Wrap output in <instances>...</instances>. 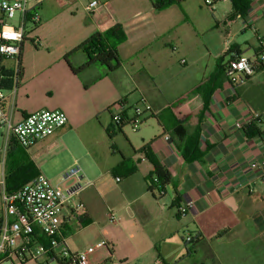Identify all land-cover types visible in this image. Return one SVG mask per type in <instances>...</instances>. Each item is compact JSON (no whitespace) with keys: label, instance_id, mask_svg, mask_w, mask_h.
I'll return each mask as SVG.
<instances>
[{"label":"crops","instance_id":"1","mask_svg":"<svg viewBox=\"0 0 264 264\" xmlns=\"http://www.w3.org/2000/svg\"><path fill=\"white\" fill-rule=\"evenodd\" d=\"M222 1L225 0L216 2ZM227 1L220 7L214 4L210 10L203 0L175 1L159 9L152 0H99L100 5L93 13L84 10L85 0L78 4L84 24L80 28L68 26L69 42L56 58L61 73L55 76V87L59 89L61 84L64 87L39 107L64 110L67 122L50 136L25 148L26 156L21 157L13 155L20 144L0 129V168L4 176L30 159L37 174H44L53 183L60 181L61 173L72 163L80 167L83 183L90 181L78 196L83 208L72 210L66 206L62 210L56 237L63 239L70 251L81 250L66 239L67 231L77 224L93 226L97 231L90 245L106 242L105 248H96L91 256L102 264H249L251 256L253 264H264V128L256 121L259 134L234 127L235 120L251 123L252 111L264 110V62L251 76L235 84L224 76L214 77L216 82L204 108L202 96L190 91L201 79L219 71L220 58L222 64L238 54L254 60L256 52L264 48V0H252L243 17ZM42 4L39 0V14ZM68 11L70 17L78 13L73 8ZM41 20L42 12L32 32L35 38L31 34L32 39L24 41L20 52L22 81L26 78L24 48L27 42L41 44ZM185 24L192 28L188 33ZM113 25H119L125 36L118 44L120 66L108 71L104 66L92 64L73 72L64 54L93 32ZM68 60L76 67L85 63L86 55L76 50ZM188 61L195 68L194 73L181 83L179 91L158 90L159 96L151 92L149 80L154 84L155 79L171 77L179 68L177 62L185 65L180 69L186 70ZM85 83L89 85L84 86ZM133 92H138L140 97L131 101ZM10 95L6 94L4 110L13 121L39 110L31 108L19 95L12 103L10 97L14 94ZM183 95L181 107L188 114L186 136L191 137L196 127L199 129V156L191 160L182 156L178 147L181 142L177 143L156 117L169 102ZM141 98L150 105L152 113L143 115L140 126L127 134L128 150L120 152L117 147L115 153L119 156L111 164L104 165L103 152L97 157L98 151L91 145L78 150L63 143L62 138L81 123L87 124L89 130L93 128L108 136L110 129L114 134L118 126L112 115L123 111L130 116L131 104ZM124 126L118 131L122 132ZM147 143L171 176L161 195L147 189L146 177L153 166L138 151ZM83 151L86 158L81 155ZM125 158L128 162L113 172ZM132 166L134 170L129 172ZM108 178L114 183L111 185L114 190L106 183ZM246 180L251 181L248 186L234 189L238 182ZM188 200L193 204L181 219L173 203L181 206ZM109 213L114 215L113 221L109 220ZM179 230L183 232L181 236ZM186 233L193 237L199 234L188 251L184 245ZM233 247L239 256L232 254ZM57 255L53 251L36 260L23 261L15 257L14 264L31 261L60 264Z\"/></svg>","mask_w":264,"mask_h":264},{"label":"built area","instance_id":"2","mask_svg":"<svg viewBox=\"0 0 264 264\" xmlns=\"http://www.w3.org/2000/svg\"><path fill=\"white\" fill-rule=\"evenodd\" d=\"M216 1L203 0L210 10L213 9ZM38 2L39 0H0V129H4L8 136L13 135L24 148L50 136L68 120L66 112L59 108L29 112L17 122L13 121L11 114L4 110L6 94L15 93L18 80L16 76H12L11 86L5 87L2 80L6 78V75L2 71L11 68L6 63L10 60H16L17 70V58L23 43L31 38L40 20ZM99 5V0H85L83 7L85 11L93 13ZM255 55L258 62L263 64L264 48L257 51ZM254 71L253 60L247 55L238 54L226 61L225 77L231 84L243 81ZM130 108L133 112L130 116L124 115L122 111L114 113L112 120L117 126L128 124L132 130H136L143 120V115L152 113V109L144 98ZM251 121L258 122L264 128V110L252 111ZM248 123L250 122L235 120L234 127L243 129ZM82 178L80 167L74 165L61 173L58 183L51 182L44 174L39 173L18 188L7 191L4 185V175L0 171V203L2 206L0 264H14L15 257L19 261L36 260L44 254L50 255L53 251L71 264H102V262L93 261L91 256L96 248L106 247L105 241H98L84 250L73 252L68 249L63 239L56 237L62 223L63 208L66 206H70L72 210L83 208V202L78 199V196L83 187L90 184V181L83 183ZM250 183V180H246L238 182L233 187L236 190ZM162 193L163 191L158 195ZM192 204L193 201L188 200L184 205L178 206L177 214L184 217ZM108 217L110 221L114 220L112 213H109ZM41 236L48 240L46 244L41 241ZM184 239L190 242L193 236L186 233Z\"/></svg>","mask_w":264,"mask_h":264},{"label":"rangeland","instance_id":"3","mask_svg":"<svg viewBox=\"0 0 264 264\" xmlns=\"http://www.w3.org/2000/svg\"><path fill=\"white\" fill-rule=\"evenodd\" d=\"M83 0H42V20L41 24H43V31L42 33L39 32L41 36V44H37L36 42H27L24 48V55H23V65L26 70V78L24 81L21 80V76L18 79L17 89L14 95H10L11 102L14 103L16 101V97L19 95L26 103L30 105L31 108L41 107L43 101L49 99L50 96L55 95L58 91L62 90L64 84H61L59 89H56L55 84L57 82V74L61 73V70L56 67L58 54L63 46L67 45L69 42L67 31L66 29L70 24H73L75 28H80L83 26L84 21L82 17L79 15V3ZM219 2V1H218ZM218 2H215L217 4ZM227 0L218 3L216 7L223 6L226 4ZM205 9L208 8L205 5H202ZM69 8H73L76 10V15L73 17L69 16ZM79 8V9H78ZM40 12V14H41ZM188 24L184 25L186 28L187 33L192 29L187 27ZM35 34H32V38L34 39ZM30 38V39H32ZM33 45H37L36 48ZM61 59L63 60L62 56ZM6 63L13 69V72H16V60L6 61ZM176 71H173L171 77L168 78H158L155 79V83H152V80H149L151 92L154 95L159 96L158 90H161L165 93H175L179 91L181 88V83L189 78L194 73V67L191 66V63L188 61L187 65L188 68L186 70H182L180 68L184 67L185 65L180 64L177 62ZM101 66V65H100ZM64 67V66H63ZM67 68V65L65 64ZM64 67V68H65ZM190 68V69H189ZM88 77V75L86 76ZM14 82V78H13ZM89 85V83H88ZM20 87V91H19ZM140 95L137 92H133L131 101L139 98ZM134 104H136L134 102ZM134 104H131L133 106ZM129 115L133 114L132 108H129ZM149 120V119H148ZM110 121V118H108ZM150 124H152V120H149ZM5 132V131H4ZM134 132L127 124L122 128V132L116 130L112 137H108L106 134L100 132H96L92 129L89 130L88 125L85 123H81L78 127L73 128V130L67 133L63 138L62 141L65 143L67 147L71 149L77 148L81 150L82 148L86 147V145L93 146L95 151H98L95 155L99 157L101 152H103L104 156V165L111 164L115 158L119 155L115 152L117 147L119 151H127L129 148V142L127 134H131ZM125 153V152H124ZM13 155L18 157L26 156L25 155V148L22 146H17L14 150ZM83 157L86 158L84 151L81 153ZM28 156V155H27ZM78 165L77 163H72L67 168ZM66 168V169H67ZM1 171V168H0ZM109 174V178H112V175ZM108 178V185L112 188V184L114 183ZM83 182V181H82ZM112 190H114L112 188ZM184 217H181L183 219ZM183 232L179 230L178 236H181ZM67 238L70 242L73 243L76 249L84 250L87 246L93 241L97 236V231L93 228V226H82V225H73L69 231L66 233ZM185 237V235H184ZM176 238V237H175ZM175 244V242H173ZM176 246V244H175ZM235 247L231 248L232 254H237L239 256V252L236 250L234 252ZM79 250H74L73 252H77ZM247 257V256H246ZM255 257V256H254ZM250 260L249 264H253L254 258L249 257ZM34 264V261L29 262L28 264ZM51 264H57L56 262H52Z\"/></svg>","mask_w":264,"mask_h":264},{"label":"trees","instance_id":"4","mask_svg":"<svg viewBox=\"0 0 264 264\" xmlns=\"http://www.w3.org/2000/svg\"><path fill=\"white\" fill-rule=\"evenodd\" d=\"M233 11L243 17L248 9L249 3L252 0H230ZM175 2L174 0H152L153 6L157 9L165 7L171 3ZM125 36L120 29L119 25H113L104 30H97L93 32L90 36L81 41L76 47L71 49L70 51L64 54V59L70 66L71 70L75 73L83 70L87 66L92 64H98L104 66L108 71H113L120 66V58L118 54V44L124 41ZM76 50H81L86 55V61L84 64L79 66H73L68 60V56L71 55ZM20 56V55H19ZM18 56V58H19ZM18 67L16 72L9 70H3L2 72L6 75V78L3 79V85L5 87H10L12 84V76H16L17 80L20 78L21 74V65L20 58L18 59ZM231 58V57H230ZM225 65L222 64V58L218 60L219 71H217L214 75H211L209 78H203L200 82L195 85L192 90L193 92L199 93L203 98V108L206 107L207 98L210 93L213 91V87L215 82H213L214 77L224 76L225 77ZM253 65L255 70L262 67V63H259L257 59L253 60ZM249 77V76H248ZM246 77V78H248ZM88 83H85L84 86H87ZM185 96H180L175 100L169 102L162 110L159 112L156 117L159 123L163 126V128L168 129L171 136L179 143L178 147L181 151L182 156L191 160L193 158H197L199 155L198 151V136L199 129L196 127L193 134L190 136H186V127L185 121L188 119V114H185L183 111L181 104L184 101ZM122 125L118 126V130H121ZM245 132L249 133L251 129L252 134L260 133V128L256 124L255 121H251V123L245 125L243 128ZM107 134L111 138L113 132L110 129H107ZM13 141H16L13 135H10ZM183 143V144H182ZM139 152H143L145 156L152 163L153 169L152 172L146 177L147 189L152 194L156 193L160 194L166 185L171 182V176L169 171L161 164L150 151L149 143L143 145L139 150ZM128 160L123 159L114 169L113 172L118 169V167L124 166ZM134 170V166H132L128 171L131 172ZM37 175V169L35 165L31 162L30 159H26L21 163V165L16 166L9 170V172L4 176V185L7 191L14 190L27 182L29 179L33 178ZM156 178V179H154ZM173 206L178 208L177 202L173 203ZM177 212V210H176ZM199 238V234H196L192 241L184 240V245L187 251L196 243V240ZM41 241L43 243H47L48 240L42 238ZM60 264H65L63 259L57 257ZM175 264V263H172Z\"/></svg>","mask_w":264,"mask_h":264},{"label":"bare ground","instance_id":"5","mask_svg":"<svg viewBox=\"0 0 264 264\" xmlns=\"http://www.w3.org/2000/svg\"><path fill=\"white\" fill-rule=\"evenodd\" d=\"M19 59V58H18Z\"/></svg>","mask_w":264,"mask_h":264}]
</instances>
